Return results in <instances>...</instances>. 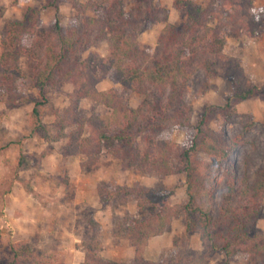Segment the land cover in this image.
<instances>
[{
  "label": "rangeland",
  "instance_id": "374dc122",
  "mask_svg": "<svg viewBox=\"0 0 264 264\" xmlns=\"http://www.w3.org/2000/svg\"><path fill=\"white\" fill-rule=\"evenodd\" d=\"M72 1L58 3L62 26H79L83 17L94 14L95 8L108 5V0H76L90 3L86 11H81L73 6ZM176 1L153 0L157 18H137L133 30L136 43L145 50L141 58L144 63L153 61L159 45V32L166 23L183 26L185 6L176 4ZM223 1L190 0L191 5L207 9L208 26L221 24L225 58L235 64L234 73L243 86H255L259 93L243 100L231 98L236 81L227 66L223 65L221 74L212 77L197 66L176 91L174 104L163 109L167 90L161 93L149 85L146 94L127 90L111 72H100L95 85L98 90H118L124 105L135 109L146 100L144 107L137 110L138 123L131 131L135 136L133 146L125 145V150L120 153L117 149L123 146L113 137L116 128L111 122V109L90 98H80L77 102L76 112L81 117L79 124L70 122L57 139L39 136L32 128L31 116L32 108L42 100L32 84L36 60L21 52L9 58L8 65L16 64L21 76L12 84L0 83V264H80L87 253L92 254V260L98 263L102 258L103 263L123 264L128 259L120 257H127V238L133 227L132 221L147 218L154 211L149 199L138 208L132 190H140V187L164 193V201L155 207V211L161 210L160 214L168 220L160 233L151 236L146 246L147 260L156 263L162 256L167 263L178 258L187 260L188 264H239L245 261L243 245L238 246L233 256L227 257L223 251L211 248V242H205L198 230L185 233L184 213H174L173 208L188 198L186 175L177 169L178 153L191 144L207 106L212 110L230 100L236 109L230 118L227 120L220 113H213L207 126L222 134L229 143L240 140L221 165L220 184L211 207L214 217L219 213L228 171L240 177L245 173L253 174L264 164V18H261L260 11L264 0L252 1L253 17L257 20L252 34L247 25L241 28L238 21L231 19L229 11L222 7ZM46 2L0 0L3 7L0 45L6 34L7 21L20 20L26 7L38 9L42 21L51 23L55 10L46 6ZM135 3V0H123L125 14L135 12ZM218 8L226 22H219ZM108 51L106 40L95 39L79 56L94 61L106 58ZM225 71L230 75L224 74ZM73 90L71 82H60L47 91V101L37 105L40 119L51 137L59 129L56 112L71 107ZM159 109L161 115L156 114ZM153 115L159 118V122L164 120L158 138L172 144L167 153L169 165L173 168L171 173L152 172L147 168L143 169L146 172H141L138 166L130 164L131 149L138 146L142 151L146 148L147 132L140 131V128L143 130L145 118L151 119ZM73 133L80 135L81 139L89 138L93 144L87 151L76 155L65 154L69 135ZM160 152L156 150L152 156ZM119 186L121 191L128 190L131 195L123 197L113 192ZM152 226L154 230L159 229L155 222ZM220 231L226 233L224 229ZM249 231V234H264V195ZM174 236L177 237L175 243ZM87 244L92 245L89 252ZM17 251L20 261L15 259Z\"/></svg>",
  "mask_w": 264,
  "mask_h": 264
},
{
  "label": "trees",
  "instance_id": "16d2710c",
  "mask_svg": "<svg viewBox=\"0 0 264 264\" xmlns=\"http://www.w3.org/2000/svg\"><path fill=\"white\" fill-rule=\"evenodd\" d=\"M60 1L47 0L45 5L52 6L55 10L54 18L48 24L42 21L38 9L26 7L20 20L7 21L6 34L0 45L2 84H12L21 76L16 64L8 65V60L13 54L21 52L36 60L32 84L37 88L42 100L32 108V128L45 139L60 137L70 122L79 124L81 117L76 112L77 102L80 98H90L111 109V122L116 128L113 137L120 140L123 146L117 149L118 152L124 151L125 145L133 146L135 136L132 129L139 119L137 110L144 107L146 100L135 109L124 105L118 90L114 88L98 90L95 85L100 79V72L102 74L111 72L116 81L127 90H137L146 94L148 85L154 86L161 93L167 90V100L162 106L163 109L174 104L176 91L186 83L197 66L203 68L209 77L221 74L222 66H227L226 69L231 74L233 72L231 76L236 81L231 98L243 100L259 93L255 86L250 88L243 86L237 73H234L235 64L225 58L222 52L225 40L221 24L215 27L208 26L207 9L197 4L191 5L190 0L176 1V4L181 3L185 6L183 26L177 27L172 23L164 25L159 32V45L154 51L153 61L149 64L141 61L145 50L136 43L133 28L139 16L157 18L153 0H135V12L128 14H125L122 7L123 0H108L107 7L93 6L94 14L83 17L79 26L67 27L62 26L59 21ZM252 1L224 0L221 3L222 7L229 11L231 19L238 21L241 28L247 25L251 34L254 33L257 23L253 17ZM72 4L81 11H86L90 6V3H80L76 0H73ZM220 8L216 16L219 22H226L219 14ZM260 11L261 18H264V7H261ZM2 14L3 7L0 6V16ZM93 39L107 41L109 48L107 57L94 61L89 58L81 59L80 52L92 44ZM227 72L224 74L230 75ZM63 81L71 82L74 86L73 104L70 108L56 112L59 129L57 134L51 137L40 119L37 105L44 104L47 101V91ZM210 108L207 106L201 115L191 144L178 153L180 162L177 169L186 175L188 198L186 202L173 206L174 213H184L185 233L198 230L201 238L205 242L210 241V246L214 250H221L227 257H231L238 250V246L243 245L242 250L246 253V259L239 264H264V234H249V227L255 222L264 195V164L253 174L245 173L240 177L228 171L219 213L215 217L211 214L215 193L220 184L221 165L240 140L229 143L222 134L207 126L209 116L213 113H220L227 120L230 118L236 110L230 100L223 105L214 106L212 110H209ZM161 113V109L156 111L157 115ZM145 119L146 125L143 130L140 128V131L147 132L146 148L141 151L138 146L133 147L130 164L138 166L141 172H146L144 168L151 169L152 172H173L167 156L172 144L166 139L158 138L160 130L164 128V120L159 122V118H154V115L151 119ZM91 144L93 143L87 137L81 139L78 134H70L65 154L76 155L87 151ZM156 150L161 152L153 157ZM115 188L113 192L115 191L117 195L123 197L131 195L128 190L121 191L120 186ZM139 189L132 190V195L137 198L138 208L149 199L154 211H151V216L147 218H136L132 221L129 239L134 246V256L123 264H188L187 260L181 258L167 263V259L160 256L154 263L144 257V246L148 238L160 233L168 224V220L160 214L161 210L155 211V207L164 201V193L144 187ZM153 222L158 224V230L153 229ZM222 229L227 234H223L220 231ZM176 238L174 236L173 243ZM86 248L89 252L92 245L87 244ZM92 258V254L87 253L80 264H116L111 261L103 263L102 258L101 261L98 259V263ZM15 259L20 261L18 251L15 252Z\"/></svg>",
  "mask_w": 264,
  "mask_h": 264
},
{
  "label": "crops",
  "instance_id": "0c3cea01",
  "mask_svg": "<svg viewBox=\"0 0 264 264\" xmlns=\"http://www.w3.org/2000/svg\"><path fill=\"white\" fill-rule=\"evenodd\" d=\"M150 238H151V237L148 238V240H147V242H146V244H145V246H144V252H143L144 257H145V253H146V246H147V244L150 242ZM127 240H128V246H127V257H126V258L120 257V258L125 259V260H126V259H131V258L134 256V246L131 244L129 238H127ZM84 258H85V257H84Z\"/></svg>",
  "mask_w": 264,
  "mask_h": 264
}]
</instances>
